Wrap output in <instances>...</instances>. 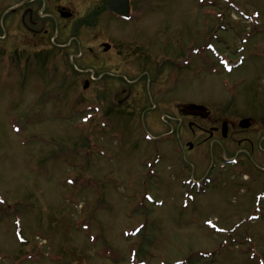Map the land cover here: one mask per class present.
<instances>
[{"label":"rangeland","instance_id":"374dc122","mask_svg":"<svg viewBox=\"0 0 264 264\" xmlns=\"http://www.w3.org/2000/svg\"><path fill=\"white\" fill-rule=\"evenodd\" d=\"M107 2L43 0L36 38L0 18V264H264V0ZM187 102L255 144L186 155Z\"/></svg>","mask_w":264,"mask_h":264},{"label":"flooded vegetation","instance_id":"af4514ba","mask_svg":"<svg viewBox=\"0 0 264 264\" xmlns=\"http://www.w3.org/2000/svg\"><path fill=\"white\" fill-rule=\"evenodd\" d=\"M43 0H3L0 1V18L5 17L11 13H15L17 19H20L21 24L26 31L32 34V37H42L43 35L49 34L50 30L45 28L47 22H54L56 15L47 13L50 17L44 19V26L38 29L39 20L35 19V13H39V3ZM63 8L69 10L65 6L58 7L57 11L62 17ZM40 14V13H39ZM64 18V19H70ZM37 18V17H36ZM46 20V21H45ZM7 30V29H6ZM3 35H0V40L5 41L8 38V31H5ZM194 102H187L177 105V120L180 126V132H184L185 141L181 143L183 152L189 155L190 152L201 149V152L206 154V144L209 141H217L223 139H229L233 136L232 141H237L239 144L248 143L250 145L255 144V138L258 137L259 131L256 129V120L252 117V124L248 128L241 126V120L243 118L230 119L227 117H214L208 108L193 107ZM211 117L216 118L213 124ZM213 118V119H214ZM200 121H207L202 123ZM224 122H228L226 127ZM252 131L253 134L250 136H243L244 133ZM254 131V132H253ZM223 161H226L223 158Z\"/></svg>","mask_w":264,"mask_h":264},{"label":"water","instance_id":"95a60500","mask_svg":"<svg viewBox=\"0 0 264 264\" xmlns=\"http://www.w3.org/2000/svg\"><path fill=\"white\" fill-rule=\"evenodd\" d=\"M109 9L121 14V15H125V16H129L130 15V0H111L109 3ZM64 16H69L70 13L69 12H65L63 13ZM110 48V45L107 44V49ZM201 107V106H199ZM250 125V120L249 119H245L242 121V126H249Z\"/></svg>","mask_w":264,"mask_h":264},{"label":"trees","instance_id":"16d2710c","mask_svg":"<svg viewBox=\"0 0 264 264\" xmlns=\"http://www.w3.org/2000/svg\"><path fill=\"white\" fill-rule=\"evenodd\" d=\"M93 14H95V12H94ZM93 16H94V15H93ZM85 21L87 22L88 20L86 19Z\"/></svg>","mask_w":264,"mask_h":264}]
</instances>
